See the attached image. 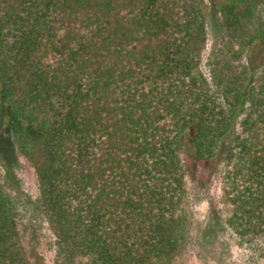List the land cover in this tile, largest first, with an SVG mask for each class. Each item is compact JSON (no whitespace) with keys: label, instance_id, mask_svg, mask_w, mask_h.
<instances>
[{"label":"trees","instance_id":"16d2710c","mask_svg":"<svg viewBox=\"0 0 264 264\" xmlns=\"http://www.w3.org/2000/svg\"><path fill=\"white\" fill-rule=\"evenodd\" d=\"M188 254L264 264V0H0V264Z\"/></svg>","mask_w":264,"mask_h":264},{"label":"rangeland","instance_id":"374dc122","mask_svg":"<svg viewBox=\"0 0 264 264\" xmlns=\"http://www.w3.org/2000/svg\"><path fill=\"white\" fill-rule=\"evenodd\" d=\"M18 175L21 176L23 180V188L31 192L33 189L32 171L30 166L26 164L22 159H20ZM193 197L196 219L198 221L203 220L205 216L208 207V200L216 203L224 216H228L230 213V207L227 203V190L224 188V185L219 179L213 180V182L205 190L197 193L194 192ZM176 264L199 263L192 256V254H188L184 258L179 259Z\"/></svg>","mask_w":264,"mask_h":264}]
</instances>
